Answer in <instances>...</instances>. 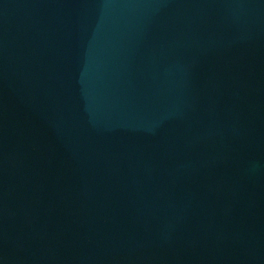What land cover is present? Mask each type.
Instances as JSON below:
<instances>
[{"label":"water","instance_id":"95a60500","mask_svg":"<svg viewBox=\"0 0 264 264\" xmlns=\"http://www.w3.org/2000/svg\"><path fill=\"white\" fill-rule=\"evenodd\" d=\"M0 264H264V0H0Z\"/></svg>","mask_w":264,"mask_h":264}]
</instances>
